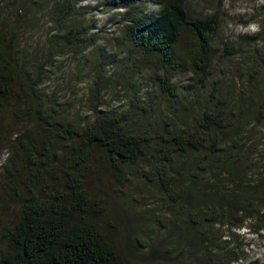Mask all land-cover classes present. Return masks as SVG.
<instances>
[{
    "label": "trees",
    "instance_id": "16d2710c",
    "mask_svg": "<svg viewBox=\"0 0 264 264\" xmlns=\"http://www.w3.org/2000/svg\"><path fill=\"white\" fill-rule=\"evenodd\" d=\"M4 1L0 155L14 151L0 172V210L13 213L0 214V264H129L106 235V228L117 229L107 222L106 197L87 188L101 165L120 184L140 179L152 187L158 215L142 229L170 237L159 242L166 264H246L239 233L264 232V60L259 79L245 70L242 90L222 92L212 70L217 14L193 17L189 0H106L124 27L116 41L159 66L155 85L122 110L71 117L56 92L43 90L55 59L91 64L99 79L116 55L107 59L92 48L95 23L85 24L77 0ZM31 24L42 29V44L32 51L19 45L20 29ZM228 48L231 57L240 54ZM182 60L189 86L180 92L174 79ZM114 81L119 89L121 80ZM93 89L102 93L98 81ZM13 156L18 161L10 163Z\"/></svg>",
    "mask_w": 264,
    "mask_h": 264
},
{
    "label": "rangeland",
    "instance_id": "374dc122",
    "mask_svg": "<svg viewBox=\"0 0 264 264\" xmlns=\"http://www.w3.org/2000/svg\"><path fill=\"white\" fill-rule=\"evenodd\" d=\"M77 1L81 13L85 12L83 14L85 24L91 26L93 22L95 23L92 32L97 35V45L92 48L96 49L99 46L107 59L116 55V62L106 65L102 69L103 78L98 79L100 73L93 70L91 64L86 63L82 66L69 56L55 59L57 68L50 70V78L43 86V90L47 93L56 92V98L65 105L64 108L71 117L91 120L98 108L122 110L130 105L132 96L135 95L136 98H139L137 95L149 96L147 93H151L155 85L151 78L159 66L153 58H144L125 40L116 41L119 36H123L124 27L118 22V13L107 9L104 5L106 0ZM4 2L0 0L1 4H5ZM187 10L193 17L203 18L212 14L218 16L220 27L214 42L216 56L213 59L212 70H214L215 77L219 78L223 84L222 92L236 93L242 90L246 84L243 75L245 70L252 72L257 79L261 77L259 70L263 69L258 62L264 60L262 57L264 53V0H189ZM20 30L19 45L21 48L32 51L42 44L40 41L42 29L37 30L31 24ZM43 32L46 33V30ZM260 33L262 34L258 36L257 41L250 39L252 35ZM181 47L182 50L186 48L184 44ZM228 47H235L240 54L231 57L228 53L232 54V50ZM92 48L87 47L84 50L87 61L91 59ZM248 51H253V53L257 51V59L250 56L246 60L245 54ZM180 55L184 56L185 52L180 51ZM246 62H248L247 65ZM252 64L256 65L254 70H252ZM186 68L182 60L178 68L179 74L174 79L180 92L189 86ZM115 77L121 80L118 82L121 84L119 89L114 84ZM96 81L99 82L102 91L99 95H96L93 89ZM2 150L0 172L2 164L5 166L9 151H14V148L9 147L8 150ZM17 161L18 157L13 156L10 163ZM130 180L122 184L118 183L111 171L101 165L96 166L90 175L87 188L96 197H106L107 222L117 225L115 230L106 228V235L117 244L119 252L129 264H166L165 249L159 242L163 239L170 240V237L163 235L156 228L142 229L149 223L148 219L151 214L158 215L154 205L157 200L153 189L140 179ZM0 214L8 219L13 215L12 209L6 207L3 211L0 210ZM239 234L244 237L240 246L247 257L246 264H264V232L254 236L247 230H243ZM172 246L174 247L175 244ZM1 248L3 244L0 242ZM177 250L182 252L183 247L180 246ZM175 253L177 251H173L174 255ZM168 262H170L168 264H177L174 260Z\"/></svg>",
    "mask_w": 264,
    "mask_h": 264
}]
</instances>
